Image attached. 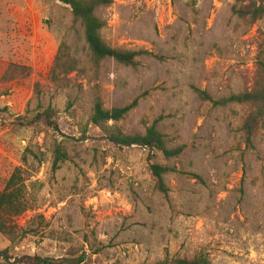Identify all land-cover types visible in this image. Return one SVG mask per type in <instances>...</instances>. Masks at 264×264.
<instances>
[{
  "label": "rangeland",
  "instance_id": "rangeland-1",
  "mask_svg": "<svg viewBox=\"0 0 264 264\" xmlns=\"http://www.w3.org/2000/svg\"><path fill=\"white\" fill-rule=\"evenodd\" d=\"M236 4L113 0L99 11L103 38L152 56L135 67L108 59L96 68L69 6L0 0V189L17 167L39 183L34 209L17 219L28 235L12 243L0 234L12 262L74 250L87 255L83 264H156L199 252L212 264H264V122L248 145L247 108L215 104L250 86L264 47V18L250 24ZM64 43L81 69L53 82ZM11 64L19 68L5 75ZM96 97L108 109L137 101L118 126L135 135L156 124L184 153L166 162L144 148L114 146L89 125ZM48 107L59 132L19 125ZM56 143L69 160L54 171ZM151 158L177 170L166 176L167 195L156 189ZM0 264L7 263L0 257Z\"/></svg>",
  "mask_w": 264,
  "mask_h": 264
},
{
  "label": "trees",
  "instance_id": "trees-1",
  "mask_svg": "<svg viewBox=\"0 0 264 264\" xmlns=\"http://www.w3.org/2000/svg\"><path fill=\"white\" fill-rule=\"evenodd\" d=\"M58 1L70 7L74 22L82 27L91 62L96 68H99L108 59L122 66L135 67L139 57L152 56L147 51L114 48L103 38L102 32L106 28L107 22L99 15V11L102 8L109 7L113 0ZM234 12L241 19L248 21L250 24H255L264 18V0H237ZM16 68L19 67L12 64L9 65L5 75ZM80 69V62L72 56L69 46L64 43L53 65L51 79L53 82H61ZM198 93L205 100L213 101L207 92L198 90ZM136 104L137 101L125 107L108 109L103 101L96 97L93 111L89 118V125L99 129L105 135V139L116 147L144 148L149 150L153 157L158 156L166 162L180 158L185 151V147H172L168 137L157 128L156 124L147 128L145 133L135 135L126 134L118 126V123L135 108ZM215 104L221 106L237 104L247 108L241 132L245 142L251 145L264 122V47L260 48L250 86L245 91L232 94L228 98L215 102ZM17 121L22 127H33L38 123H43L54 132H59L60 129L57 111L52 107L43 109L31 117H20ZM68 160L69 155L63 144L56 143L53 170H58L60 165ZM24 161L26 163V158H24ZM149 165L156 189L160 193L167 195L169 190L166 184V176L177 170L168 164L156 162L155 158L149 160ZM31 177L24 168L17 167L8 179L6 186L0 189V234L8 238L12 243L28 235L25 228L18 226L17 219L34 209V198L31 190L37 187L39 183L32 181ZM38 217L41 218L42 216ZM0 257L7 264H83L87 259L85 253L79 254L74 250H69V254L60 259L43 257L37 254L34 256H23L12 262L7 250L0 251ZM156 264H212V262L206 254L199 252L192 257L167 258Z\"/></svg>",
  "mask_w": 264,
  "mask_h": 264
}]
</instances>
